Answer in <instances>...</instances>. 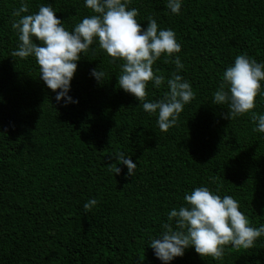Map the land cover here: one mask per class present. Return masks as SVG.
Segmentation results:
<instances>
[{"label": "trees", "instance_id": "1", "mask_svg": "<svg viewBox=\"0 0 264 264\" xmlns=\"http://www.w3.org/2000/svg\"><path fill=\"white\" fill-rule=\"evenodd\" d=\"M21 2L0 0V264H164L151 239L197 187L232 196L250 226L264 225V133L253 131L251 113L228 120V105L213 103L236 56L264 63V0H182L179 14L168 0H131L142 28L152 17L181 45L183 69L176 56L157 60L153 69L165 82L148 84L147 101L163 98L173 73L195 93L166 133L158 113L119 88L122 62L110 63L98 42L81 54L70 81L76 103L57 102L59 90L43 83L35 58L10 55ZM23 2L29 11L22 15L50 5L70 32L92 14L85 0ZM93 69L105 73L101 81ZM255 104L264 115V95ZM121 152L137 165L132 176L115 160ZM91 199L98 203L86 212ZM168 264H264V236L248 250L226 247L219 261L189 247Z\"/></svg>", "mask_w": 264, "mask_h": 264}, {"label": "clouds", "instance_id": "2", "mask_svg": "<svg viewBox=\"0 0 264 264\" xmlns=\"http://www.w3.org/2000/svg\"><path fill=\"white\" fill-rule=\"evenodd\" d=\"M131 0H85V7L91 11L70 32L57 18L50 5L39 6L35 14L28 13L27 3L21 2L12 13L11 27L18 34V48L11 52L12 57L20 60L34 57L40 70V79L53 92L59 102L73 101L68 92L70 81L77 70L81 54L88 53L90 46L98 42L99 49L110 58V63L119 64V88L132 95L143 110L154 115L158 113L157 124L161 132H168L177 124L185 105L194 98L190 83L181 75L173 73L167 80L168 91L157 102L147 101V86L150 82L159 88L165 77L158 75L153 65L162 56H176L173 61L176 69H183L178 53L181 45L171 29H160L156 20L148 18L146 28L137 21L138 10L129 8ZM182 0H168L167 8L172 14H179ZM35 41V42H34ZM38 42V43H37ZM95 53V49L92 50ZM91 75L99 82L105 73L93 69ZM264 81V63L241 54L235 57L234 64L222 74V82L213 94V103L228 105L225 119H235L251 113L257 124L255 132L264 133V115L253 112L255 98L264 95L261 82ZM117 163L127 168L132 176L136 163L118 153ZM119 174L116 164L108 165ZM185 206L173 208L168 214V222L162 224L158 238H152L150 247L157 259L168 264L176 257H182L185 249L192 247L201 258L210 257L222 260L225 248L248 250L255 241L264 236V225L259 228L250 226V221L239 209L240 205L232 196L214 194L207 187H197L184 196ZM98 201L91 199L84 204L90 211ZM174 222V223H173Z\"/></svg>", "mask_w": 264, "mask_h": 264}]
</instances>
